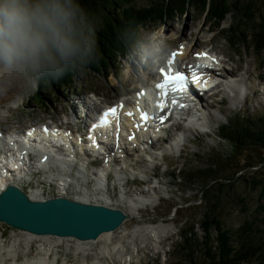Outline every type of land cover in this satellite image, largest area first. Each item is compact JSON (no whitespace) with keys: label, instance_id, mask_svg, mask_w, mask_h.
Listing matches in <instances>:
<instances>
[{"label":"rangeland","instance_id":"rangeland-1","mask_svg":"<svg viewBox=\"0 0 264 264\" xmlns=\"http://www.w3.org/2000/svg\"><path fill=\"white\" fill-rule=\"evenodd\" d=\"M239 3H241V0H237V5ZM148 5L149 3L146 0H137L134 3L136 8ZM232 19L234 20V16L227 15L222 26L217 28L216 25H211L212 22L206 20L204 15H201L198 11L190 10L183 17L171 16L163 22H149L139 33L157 31L160 35H164L166 31L170 32L174 29L180 31L182 28L190 31L191 26L196 27L199 23H203L202 31H206L208 28L213 30L218 35L215 37L217 44L227 48L225 30L233 23ZM242 33H245L246 42L240 43L238 48L244 58V68L251 69L261 60L257 56L258 54L251 49V41L247 36L248 29H243ZM262 54L264 55V51ZM125 60L126 52L124 53V59L118 60V65H113L110 68L107 79L97 77V74L92 73L89 68L83 73L72 75L71 82L74 85L72 90L75 88H78L79 91L82 89H87V91L95 89L101 95L105 92L116 95V92L110 93L106 89L109 87L113 91H117L124 88L127 78H129V82L133 83L137 80L123 74ZM132 67L133 70L136 69L135 65ZM236 69L242 70L238 64ZM111 76L117 78L112 79ZM48 86L50 85L48 84ZM60 90L61 88L55 91H52L51 88L47 89L46 96L51 101H61L57 98L59 94L61 95ZM42 91L41 88L38 92L44 97L45 93L42 94ZM64 94L66 95V93ZM34 96L35 94L19 107L10 109L5 114H0V126H25L38 119L43 112L48 111L49 108L44 109L37 106L39 103H37L38 100ZM46 101L49 102L48 99ZM0 102L4 103V101ZM24 110L28 112L24 113ZM261 112L263 111L257 112L253 119L264 115ZM230 149L231 144L228 142H220L213 137L207 138L199 143L198 147L193 146L191 151L182 156L177 164L169 166L166 177L159 175L161 177L159 178L160 184L155 185V189L150 188L146 191L149 187L145 186L142 189L129 185L125 189L116 188L114 193L108 191L110 196L114 194L115 201L122 206V209L129 210V219L120 229L104 237L98 243H79L81 245L77 247L79 252L74 247L77 244L75 240L62 241L59 239L62 241L60 242L56 239L51 241V237L49 239L31 238L28 236L29 234L24 235V233L13 230L16 238L21 243L15 242L16 240L12 239V229H5L0 224V234L7 237L5 245L0 246V252L2 253L0 264L7 260L8 262L13 261L12 258L5 257V250L10 245L12 247L16 245L15 252H21L22 257L19 264H31L41 258L46 260V264H56V258L57 264H208V251L209 249L212 250V255L216 253L215 248H217L219 234L212 226L209 231V238L206 239L200 225L205 219V214L209 211L208 206L213 203L216 204L214 213L219 215L223 229L232 233L230 238L232 246H235L234 249L238 248L237 238L241 232L240 226L248 223V221L251 222L253 219H258V221L253 225L250 236L252 240L263 239L264 225L259 219L264 217V213L255 212L258 203V192L251 188V177L255 176L253 175L255 168L244 169L243 167L255 162L254 158L264 157V150L258 149V154H255V150V153L250 149L242 150L241 157H238V159L233 161L235 155L228 158L231 164H228L225 168L222 166L219 169L217 166V169L214 170L215 173H209V177H203L204 173H208L207 167L209 165H219L225 162L226 157L224 155L229 156ZM247 155L252 156L251 160L244 159ZM261 168L264 170V163ZM178 174L181 176L178 177ZM212 178L227 179L229 181L220 186L219 182L211 181ZM44 180L42 178L41 182ZM32 185H35V183H32ZM76 185L73 192H77V188L82 187L80 184ZM88 189L89 193H93L91 188ZM205 190L208 194H205ZM154 196H156V199H154ZM137 198H144L149 202V205L145 206ZM158 198L162 200L157 201ZM121 199L124 200L122 201L124 203L121 202ZM185 202L193 203V208L190 211L184 210ZM174 206L178 208L175 212ZM183 230L193 232L192 240L188 238V241H183V235L181 234ZM202 240H204L206 247L202 244ZM189 242L192 243V248H189ZM40 248H42L41 254L39 253ZM48 255L50 258H48ZM258 263V259H252L243 264Z\"/></svg>","mask_w":264,"mask_h":264},{"label":"clouds","instance_id":"clouds-1","mask_svg":"<svg viewBox=\"0 0 264 264\" xmlns=\"http://www.w3.org/2000/svg\"><path fill=\"white\" fill-rule=\"evenodd\" d=\"M118 39L126 76L141 80L167 67L172 47L159 32L128 26ZM99 55L94 21L78 0H0V114L43 86L83 73Z\"/></svg>","mask_w":264,"mask_h":264},{"label":"trees","instance_id":"trees-1","mask_svg":"<svg viewBox=\"0 0 264 264\" xmlns=\"http://www.w3.org/2000/svg\"><path fill=\"white\" fill-rule=\"evenodd\" d=\"M137 0H78L81 6L89 13L94 21L97 42L99 47V58L98 60L90 66L89 69L93 71H104L107 66H104L107 61L108 65L112 63L109 58L113 57L115 52L123 51L125 47L119 41L118 36L122 30L131 26L136 29L137 25L146 22L153 15L169 17L175 16L176 14H181L187 10H195L199 12H204L207 10L208 16L210 18H222L223 14L232 9L235 12L244 11L240 13L241 16L238 26L245 28L251 26L253 30L260 33L264 32V10L261 9L262 0H247L246 4L237 7L232 0H146L149 3V8L139 9L135 8L134 3ZM107 60V61H106ZM72 75L63 78L60 81L68 80ZM53 84V83H51ZM39 94L36 95L38 98ZM253 147L260 146L264 148V131L258 133L252 138ZM238 145V144H237ZM235 146V150L232 152L236 157L240 154L242 149H246L248 145L240 143L238 148ZM263 158L258 159L256 164H261ZM224 166L229 164V161L223 163ZM231 164V163H230ZM252 164L246 167L250 168ZM225 168V167H224ZM217 169V168H216ZM215 169V170H216ZM208 173L203 174V177H209V173H215L212 166L207 168ZM241 171V170H240ZM238 171V172H240ZM252 176V189L258 192V203L256 210L264 213V170L263 168L255 170ZM244 178V177H242ZM211 181L219 182L220 186L223 183L228 182L227 179L212 178ZM205 194H208L205 190ZM191 206L193 204L189 202L185 203V207ZM216 204L208 206L209 211L205 214V219L201 223L200 228L205 234V238H209L210 228L215 227L219 238L217 239V248H215L216 253L212 255V250L209 249V256L211 259H216L217 264H237L240 262H249L252 259H258L261 264L264 263V232L262 234L263 239L252 240L250 233L253 225L258 221V219H253L251 222L248 221L246 224L240 226V235L238 236L239 247L234 250L230 248L232 242L230 236L232 233L229 230L223 229L222 223L219 219V215L214 213ZM190 211V209H187ZM264 225V217L259 219ZM183 241H188L190 238L192 240L193 232L190 230L188 232L184 231L182 233ZM231 240V241H230ZM202 244L206 247L204 240ZM189 248H192V243L189 242ZM207 249V248H206Z\"/></svg>","mask_w":264,"mask_h":264},{"label":"water","instance_id":"water-1","mask_svg":"<svg viewBox=\"0 0 264 264\" xmlns=\"http://www.w3.org/2000/svg\"><path fill=\"white\" fill-rule=\"evenodd\" d=\"M127 216L120 210L83 205L66 199L31 201L18 188L0 193V222L34 235L95 240L118 229Z\"/></svg>","mask_w":264,"mask_h":264},{"label":"snow or ice","instance_id":"snow-or-ice-1","mask_svg":"<svg viewBox=\"0 0 264 264\" xmlns=\"http://www.w3.org/2000/svg\"><path fill=\"white\" fill-rule=\"evenodd\" d=\"M172 55L173 57H175L177 54L173 53ZM201 57L207 58V55L198 54V58H201ZM160 75L163 78V82L157 84V88L163 93L165 97L168 95L169 88H171L173 91H176V92H181L184 90L186 77L183 73L179 71L173 72L172 68H169L167 70L162 68L160 70ZM200 79L201 77L199 75H196L195 73L193 74V77H192L193 83H199ZM160 107L163 108V104H161ZM116 111H117L116 108H111L109 109L108 112L104 113L105 123L107 122V117L109 115H115ZM45 131H47V129H45ZM29 135H31V133H29Z\"/></svg>","mask_w":264,"mask_h":264},{"label":"bare ground","instance_id":"bare-ground-1","mask_svg":"<svg viewBox=\"0 0 264 264\" xmlns=\"http://www.w3.org/2000/svg\"><path fill=\"white\" fill-rule=\"evenodd\" d=\"M236 68H237V64H236ZM241 71L242 70L237 69L238 76H241ZM221 93H222V90L219 91L218 96ZM60 170H62V169L60 168ZM12 180H14V176H11V177L7 178L3 174H0V187H5L8 184V181H12ZM70 200H72V199H70ZM73 201H75V200H73ZM129 216H130V213H129ZM112 233L113 232L106 233V234H101V236L99 237L98 240L101 241V239H103L104 237H107V236L111 235ZM28 236H30L31 238L35 237V238H40V239H49L51 237V236H49V237H46V236H44V237H38V236H31V235H28ZM55 239L57 241H60L59 238H55ZM68 239L71 240L72 238H68ZM84 243H86V244L88 243L89 244V242H82V244H84ZM31 264H46V260L44 258H41L39 261L38 260H35Z\"/></svg>","mask_w":264,"mask_h":264}]
</instances>
